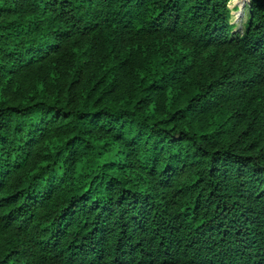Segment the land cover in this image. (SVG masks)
Segmentation results:
<instances>
[{"label": "trees", "instance_id": "trees-1", "mask_svg": "<svg viewBox=\"0 0 264 264\" xmlns=\"http://www.w3.org/2000/svg\"><path fill=\"white\" fill-rule=\"evenodd\" d=\"M0 0V264H264V0Z\"/></svg>", "mask_w": 264, "mask_h": 264}, {"label": "rangeland", "instance_id": "rangeland-1", "mask_svg": "<svg viewBox=\"0 0 264 264\" xmlns=\"http://www.w3.org/2000/svg\"><path fill=\"white\" fill-rule=\"evenodd\" d=\"M246 0H233L230 3L231 8H233V22H240L243 17V10Z\"/></svg>", "mask_w": 264, "mask_h": 264}]
</instances>
